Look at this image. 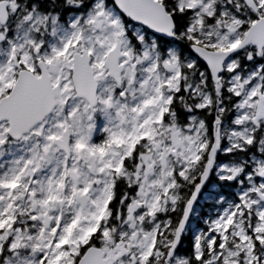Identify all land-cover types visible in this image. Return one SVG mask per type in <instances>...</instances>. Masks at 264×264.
Listing matches in <instances>:
<instances>
[{
  "label": "snow or ice",
  "instance_id": "snow-or-ice-1",
  "mask_svg": "<svg viewBox=\"0 0 264 264\" xmlns=\"http://www.w3.org/2000/svg\"><path fill=\"white\" fill-rule=\"evenodd\" d=\"M0 264H264V0H0Z\"/></svg>",
  "mask_w": 264,
  "mask_h": 264
},
{
  "label": "rangeland",
  "instance_id": "rangeland-1",
  "mask_svg": "<svg viewBox=\"0 0 264 264\" xmlns=\"http://www.w3.org/2000/svg\"><path fill=\"white\" fill-rule=\"evenodd\" d=\"M201 202L203 203V199H201ZM197 208L199 209V208H201V206L200 205H197Z\"/></svg>",
  "mask_w": 264,
  "mask_h": 264
}]
</instances>
